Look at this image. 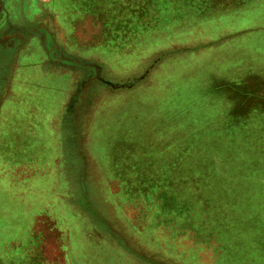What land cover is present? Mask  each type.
I'll list each match as a JSON object with an SVG mask.
<instances>
[{"label":"rangeland","instance_id":"374dc122","mask_svg":"<svg viewBox=\"0 0 264 264\" xmlns=\"http://www.w3.org/2000/svg\"><path fill=\"white\" fill-rule=\"evenodd\" d=\"M56 1L66 28L45 52L60 53L70 83L8 77L16 138L0 168H17L16 203L0 201V264H264V80L245 77L264 72V0L256 21L237 20L248 0ZM30 5V18L45 6L39 24L52 19L49 0ZM19 18L8 14V41ZM219 37L208 49L233 87L211 124L198 109L210 96L186 89L191 66L170 63V41L188 56ZM11 91L33 123L17 124ZM11 224L20 240L35 235L29 247L2 245Z\"/></svg>","mask_w":264,"mask_h":264},{"label":"crops","instance_id":"0c3cea01","mask_svg":"<svg viewBox=\"0 0 264 264\" xmlns=\"http://www.w3.org/2000/svg\"><path fill=\"white\" fill-rule=\"evenodd\" d=\"M39 1L45 2V0H39ZM49 1H50L49 14L50 16H52V19L48 21L42 20L41 24H39L38 16L40 14H43L45 6H40V9L37 8L36 17L30 18L29 15L30 13L33 12L32 8L30 7L31 6L30 4H32L33 0H0V67H1L0 68V157L2 156V152H5V155L8 156V149H7L8 142L11 143L16 138V135L13 134L14 136L13 138L11 134H8V77L10 78L16 77L21 81H25L26 78H28L31 75L34 76L35 74V76L48 75L54 78L59 77V81L61 83L68 84V82L70 81V75L72 70H70L71 68H62V66L59 63L60 53L58 54V58L54 59V57L50 55L49 52L47 53L45 52L47 50V45L49 41L55 44L56 43L61 44L60 30L62 28L63 29L66 28V25L62 24L63 22L61 20V9H60L61 7L59 6V3H57L56 0H49ZM8 6L11 8L14 14L16 13V15L20 17L19 19L21 21V25L17 28L20 31V37H19L20 40L16 37L18 31H15L10 36L11 38L8 41V27L13 26L11 23L12 21L8 22V14L9 13L12 14V12L8 9ZM229 6H227V8H229ZM207 9L211 10L212 12L217 11V9L214 6L208 7ZM233 9H234L233 6H230V9H228L230 11L228 12H233L234 11ZM259 9H261V0H248L246 5H244L240 9L236 8L237 12L240 11L237 20L256 21L258 19L256 18L251 19V15L254 12L258 11ZM260 20L262 21L263 19L260 17L259 21ZM170 27H172L171 24ZM182 27L185 28L184 25ZM246 32L247 30H242L240 33H237V36L230 34L231 37L229 38L226 37V41H228L227 39H230V41L226 42V44H230L232 46L235 43L233 39L236 38V40H238L237 39L238 37L247 35L245 34ZM65 34L67 35L69 33H65ZM224 39L225 37L223 38V41ZM220 40L221 39L219 37L216 40L209 42L207 44L208 46H203L200 49L197 48L195 51H193L194 54L188 56H185V54L188 52L189 48L183 50L182 52L179 51L180 53L176 51L172 52V46L175 44L174 42L170 41V47H171L170 63L173 60L180 58V62H186V64L191 66L190 69L188 68L182 69L180 73L182 77H186L188 82L191 83L193 82V84L189 83L186 89L187 90L191 89V92L194 94H198V97H200L201 94L204 95L208 94L210 96L211 100L206 101L204 99L203 102H201V105L198 106V109L201 108L205 109L203 116H201L200 118L204 120L205 118L207 119L212 118V120L209 121L211 124L214 123L213 122L214 118L218 116V113L216 112L219 107H222L221 102H223L225 98L227 99V97L225 96L226 94L228 96V94L231 93L233 87L227 81L231 73L227 71L228 64H225V66H223L224 64H220L218 66L214 65L216 56L211 53V49L213 48V46H216L218 43H220L219 42ZM242 41H246L243 42L245 44L244 47L248 48V46L246 45L248 40L242 39ZM184 43L185 41H182V44ZM235 45L236 44H234V46ZM208 47H212V48L208 49ZM25 48L26 50L24 51ZM205 51H207V53L209 54L208 57L204 54ZM214 53H216V51H214ZM178 54H180V57L177 58ZM251 56H253V53L251 54ZM255 59L256 58H250L252 62H254ZM46 63L47 65L44 66ZM8 64L10 66L9 70H8ZM84 65H86V63L82 64V66ZM34 66L36 67V72L31 74L32 70L30 68ZM204 66L206 68H203ZM103 67L104 68L106 67L108 69L107 66H103ZM172 70H174V68ZM251 76H256L264 80V72L262 73L259 70H254L251 72L249 71L248 73L245 74L246 78L247 77L249 78ZM202 79H204V83H205L204 85L201 84ZM5 80L6 82L4 84ZM262 89H263L262 93L264 94V88ZM237 91H241V90L238 89ZM37 92L40 93L39 97L43 101H45L44 91L42 89L37 88ZM256 92H258V90H256ZM20 93L21 95H26V97H28L27 95L28 91L26 89H23V87L21 88ZM246 93L249 94V92L247 91ZM251 93L254 94V91ZM10 94L12 97H14V103L11 105L12 108L16 110V114L14 116L17 117L16 118L18 122L17 124L20 126L22 124L23 126H26L28 125V123H33L32 122L33 120L29 118L21 117L24 114L23 112L24 109L26 108V105L29 104L27 102V99L22 96H17V93L15 91H11ZM256 96H258V97H254V100H257L256 107L264 108V96L261 97L258 94H256ZM198 97H196L195 95L194 98L197 99ZM216 97H217V102L214 101V98ZM71 101H72V94L69 95V99L64 107L69 108ZM24 102L26 104H24ZM193 107L197 108V105L193 104ZM10 120L14 125L15 124L14 120L13 119ZM3 129H5L6 132L2 131ZM3 146L5 147L4 149ZM14 170H17V168H11V170H9L8 167L0 168V196H1L0 201H6L7 202L6 204H8V201L13 204L16 203L14 202L16 201V197H14L15 193L11 190V189H15V187H12L13 182H11L12 180H14L12 175L17 173ZM37 186L39 185H36V187ZM28 189L29 188L25 190ZM9 217L11 218L10 215ZM14 217H16L15 218L16 220H19L20 214H16L15 216H13V219ZM6 220L8 221V217H6ZM17 226H19V224H16L14 226L13 224L10 225L12 232H10L7 235V238L3 241L2 245H7L8 243V246H11L14 242H19L21 243V245L27 247L30 246L31 242H33L35 238L34 237L35 235L33 236L32 234L29 233L26 239L20 240L21 233L20 230L16 229ZM5 229H8V223L6 224Z\"/></svg>","mask_w":264,"mask_h":264}]
</instances>
